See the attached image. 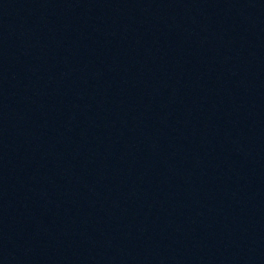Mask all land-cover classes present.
I'll return each mask as SVG.
<instances>
[{"label": "water", "instance_id": "water-1", "mask_svg": "<svg viewBox=\"0 0 264 264\" xmlns=\"http://www.w3.org/2000/svg\"><path fill=\"white\" fill-rule=\"evenodd\" d=\"M0 264H264V0H0Z\"/></svg>", "mask_w": 264, "mask_h": 264}]
</instances>
